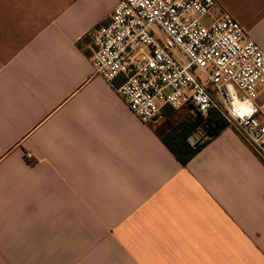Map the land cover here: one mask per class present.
Segmentation results:
<instances>
[{
    "label": "crops",
    "instance_id": "obj_1",
    "mask_svg": "<svg viewBox=\"0 0 264 264\" xmlns=\"http://www.w3.org/2000/svg\"><path fill=\"white\" fill-rule=\"evenodd\" d=\"M119 1L0 0V264H264V164L235 128L183 166L94 74ZM216 1L264 52V0Z\"/></svg>",
    "mask_w": 264,
    "mask_h": 264
},
{
    "label": "built area",
    "instance_id": "obj_2",
    "mask_svg": "<svg viewBox=\"0 0 264 264\" xmlns=\"http://www.w3.org/2000/svg\"><path fill=\"white\" fill-rule=\"evenodd\" d=\"M218 9L216 0H120L87 34L91 64L119 80L118 95L142 123H160L170 109L190 107L205 119L215 110L264 164V52ZM246 100L255 111L234 118Z\"/></svg>",
    "mask_w": 264,
    "mask_h": 264
},
{
    "label": "trees",
    "instance_id": "obj_3",
    "mask_svg": "<svg viewBox=\"0 0 264 264\" xmlns=\"http://www.w3.org/2000/svg\"><path fill=\"white\" fill-rule=\"evenodd\" d=\"M213 111L210 112V115L204 124V127L208 132V138L204 141L195 144H192L189 141L191 134L195 132L204 121V118L200 115H198L199 118L196 119L194 124L192 122L183 123L181 126H179V130L174 134L162 136V140L166 146L171 150V152L183 166H186L190 160L195 157L213 138H215L226 127L229 126L226 122L223 123L216 118H212L213 114L211 113ZM218 115L221 117L220 114Z\"/></svg>",
    "mask_w": 264,
    "mask_h": 264
},
{
    "label": "rangeland",
    "instance_id": "obj_4",
    "mask_svg": "<svg viewBox=\"0 0 264 264\" xmlns=\"http://www.w3.org/2000/svg\"><path fill=\"white\" fill-rule=\"evenodd\" d=\"M211 114H213L212 118H216L217 120L223 123L226 122L229 125L227 120L218 115L219 113L213 111ZM197 118H199L198 114H196L194 110L190 107H184L181 109H170L167 111L165 119L156 125L158 126L160 134L162 136H166L169 134H174L176 131H178L179 126H181V124L183 123L192 122L194 124ZM206 120L207 118H204L203 123L189 137V141L191 143L201 142L208 138V132L204 127Z\"/></svg>",
    "mask_w": 264,
    "mask_h": 264
},
{
    "label": "clouds",
    "instance_id": "obj_5",
    "mask_svg": "<svg viewBox=\"0 0 264 264\" xmlns=\"http://www.w3.org/2000/svg\"><path fill=\"white\" fill-rule=\"evenodd\" d=\"M243 105L246 106V110H244V106H242L239 109L234 108L232 110V115L234 118L242 120L248 116H251L252 113L255 111V107H254L253 102L251 100L244 101Z\"/></svg>",
    "mask_w": 264,
    "mask_h": 264
}]
</instances>
